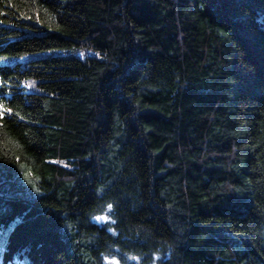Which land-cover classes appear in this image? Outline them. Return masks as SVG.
<instances>
[{
    "label": "trees",
    "instance_id": "16d2710c",
    "mask_svg": "<svg viewBox=\"0 0 264 264\" xmlns=\"http://www.w3.org/2000/svg\"><path fill=\"white\" fill-rule=\"evenodd\" d=\"M109 258L264 264V0H0V264Z\"/></svg>",
    "mask_w": 264,
    "mask_h": 264
},
{
    "label": "rangeland",
    "instance_id": "374dc122",
    "mask_svg": "<svg viewBox=\"0 0 264 264\" xmlns=\"http://www.w3.org/2000/svg\"><path fill=\"white\" fill-rule=\"evenodd\" d=\"M97 216L105 217V219H103L102 221H104V220H106V219L109 218L107 214H100V215H97ZM97 216H96V217H97ZM107 262H108V264H118V262H117L115 259H113V258H109V259L107 260Z\"/></svg>",
    "mask_w": 264,
    "mask_h": 264
},
{
    "label": "snow or ice",
    "instance_id": "6c2138e0",
    "mask_svg": "<svg viewBox=\"0 0 264 264\" xmlns=\"http://www.w3.org/2000/svg\"><path fill=\"white\" fill-rule=\"evenodd\" d=\"M111 207H112L111 205H108V208H109V209H110ZM95 219H96V220H103V219H105V217L97 216Z\"/></svg>",
    "mask_w": 264,
    "mask_h": 264
}]
</instances>
